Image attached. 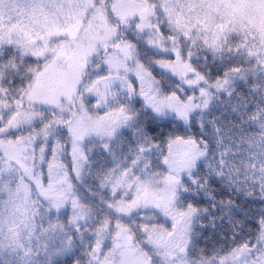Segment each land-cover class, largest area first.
<instances>
[{"label":"snow or ice","instance_id":"6c2138e0","mask_svg":"<svg viewBox=\"0 0 264 264\" xmlns=\"http://www.w3.org/2000/svg\"><path fill=\"white\" fill-rule=\"evenodd\" d=\"M4 145L0 264H264V0H0Z\"/></svg>","mask_w":264,"mask_h":264},{"label":"trees","instance_id":"16d2710c","mask_svg":"<svg viewBox=\"0 0 264 264\" xmlns=\"http://www.w3.org/2000/svg\"><path fill=\"white\" fill-rule=\"evenodd\" d=\"M32 61H34L35 59L30 58ZM157 72H159V70H157ZM191 94V91L188 92V95ZM180 95L184 98L185 95L183 93H180ZM192 95H198V91L196 93H193ZM159 132H163L164 133V137L162 138H166L170 132H172L174 135H183L184 134V126L182 122H178V124H164L162 125V127L160 129H158ZM158 142V141H157ZM163 151H164V155H167V144L163 145ZM69 152H70V147H69ZM49 160H51V156H49ZM59 163H64L65 160L63 158H61L59 161ZM67 162L70 163L71 159L70 156L67 157ZM160 162H161V168L157 169V171H161L164 168L163 166V157H160ZM31 165V161L29 162ZM36 171L39 172V169H36ZM48 173H49V168H48V164H44L43 165V175L41 177V181L42 183L47 186L48 184ZM36 188V185H34V189ZM163 219V218H162ZM115 221H113V227H114ZM168 227L170 229V224L168 223ZM209 235L208 233L205 234V238L203 240L200 241L199 243V247H204L205 243L208 241L209 239ZM109 242L111 240H108ZM217 247H219V245H216ZM209 247H212L211 244H209ZM58 264H71V261L68 259V257H63L59 260H57Z\"/></svg>","mask_w":264,"mask_h":264},{"label":"rangeland","instance_id":"374dc122","mask_svg":"<svg viewBox=\"0 0 264 264\" xmlns=\"http://www.w3.org/2000/svg\"><path fill=\"white\" fill-rule=\"evenodd\" d=\"M32 58H34V57H32ZM94 103H95V101L93 100V105H94ZM106 111H108V110L107 109H104V110H100L99 112H97V111L94 110L93 112L89 113V115L93 116V118H96L97 116H104ZM5 147H8V146L7 145L0 146V156H3L4 155V149H5ZM9 150L11 151V149H9ZM29 165H30V163H29ZM25 182L26 183H31L30 181L27 180V178H25ZM34 185H35L34 183H31V187L33 189H34ZM13 187H15V185H13ZM33 198H35V196ZM4 199H7V197L5 196ZM0 211H3V209L0 208ZM170 224H171V221H170ZM114 226H115V224H114ZM5 232H7V227H5ZM41 257H43V251H41ZM60 258H63V257H53V260L57 261Z\"/></svg>","mask_w":264,"mask_h":264}]
</instances>
